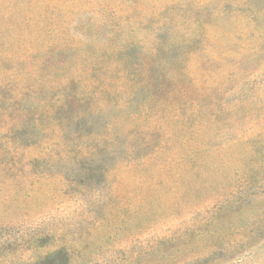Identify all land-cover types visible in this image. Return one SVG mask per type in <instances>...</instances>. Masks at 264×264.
<instances>
[{
	"label": "rangeland",
	"instance_id": "rangeland-1",
	"mask_svg": "<svg viewBox=\"0 0 264 264\" xmlns=\"http://www.w3.org/2000/svg\"><path fill=\"white\" fill-rule=\"evenodd\" d=\"M64 1L0 64V264H264V0Z\"/></svg>",
	"mask_w": 264,
	"mask_h": 264
},
{
	"label": "trees",
	"instance_id": "trees-1",
	"mask_svg": "<svg viewBox=\"0 0 264 264\" xmlns=\"http://www.w3.org/2000/svg\"><path fill=\"white\" fill-rule=\"evenodd\" d=\"M235 2L241 3V0L233 1V3ZM56 3L60 4L54 5ZM64 5V0H0V64L3 61L15 62L17 65L28 63V59L27 57H25V55L21 54L16 56L15 53L11 51V49H9L11 46L13 47V43H18L20 39H22L26 34H30L32 30L33 32L43 31L47 34H50L56 28L54 27L55 24L60 25L58 27L59 31L66 30V21L70 19H76L83 13L82 9H78L74 13H71L68 7L63 8ZM59 15H63L65 17V19L61 22L57 20ZM43 18H46L45 20L47 26H43L40 24ZM190 40V38L187 39V42H189ZM9 42L12 43L11 46L9 45ZM53 46L55 45H52V43L50 45H47V50L45 51L52 49ZM64 46L66 47L65 44ZM45 59H39L33 70L40 69L41 67H46L47 63ZM56 64L58 65V63ZM38 65L40 66L36 67ZM10 78L13 79L18 86V90H10V95L16 97L22 95L21 91L27 90V83H25L24 79L19 76H13ZM30 78L34 79L35 75L30 74ZM7 82H10L9 79L4 77L0 73V91H3V89L7 87ZM64 82H66L65 79ZM77 83L78 86L81 85L82 90V82L80 80H77ZM39 84L45 86L44 83ZM63 84H60V86H62ZM37 85L38 81L35 80L32 86ZM60 91L61 93L63 92L61 89ZM78 92L79 96H81L80 90ZM77 126L79 129H84V125L82 124ZM28 129V124H25L23 127L22 125H13L6 129V138L12 140V143L18 140L20 144L30 146L34 144L35 139L30 133H28ZM91 162L94 165V161ZM91 166H86L84 163L79 176L81 180L86 178H95L96 182H99V180L103 176V170L101 167H99V165L89 168Z\"/></svg>",
	"mask_w": 264,
	"mask_h": 264
}]
</instances>
